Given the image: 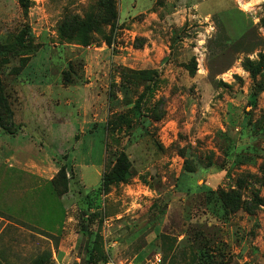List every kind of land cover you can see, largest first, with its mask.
Masks as SVG:
<instances>
[{
    "label": "rangeland",
    "instance_id": "1",
    "mask_svg": "<svg viewBox=\"0 0 264 264\" xmlns=\"http://www.w3.org/2000/svg\"><path fill=\"white\" fill-rule=\"evenodd\" d=\"M98 2L0 0V95L16 120L46 121L13 143L33 137L59 168L48 175L57 192L69 191L47 180L14 201L12 162H0V264H128L158 252L165 264H264V70L245 66L264 55V0H158L156 15L124 19L153 0H114L117 19ZM90 14L95 26L73 28ZM158 33L172 45L153 43ZM80 114L112 115L109 144L102 127L76 136ZM124 149L130 174L105 193L102 175ZM13 206L24 217L7 215Z\"/></svg>",
    "mask_w": 264,
    "mask_h": 264
},
{
    "label": "crops",
    "instance_id": "2",
    "mask_svg": "<svg viewBox=\"0 0 264 264\" xmlns=\"http://www.w3.org/2000/svg\"><path fill=\"white\" fill-rule=\"evenodd\" d=\"M156 3H159L158 0H153V4L149 7H145L142 8L138 13L135 14H130L129 11L128 13H126V15L123 17L126 18L128 16L131 15V17H134L140 13H147L148 10H152V14L156 15L157 13H155V10L153 8V5H155ZM67 6L73 5V3H65ZM160 4V3H159ZM162 7V6H161ZM158 8V7H156ZM120 11V9H119ZM201 13V12H200ZM121 17V15H120ZM122 18V17H121ZM157 30L162 29V28H167L165 26V24H158L157 23ZM184 25H181L180 27H182ZM172 31H175V27L173 29H171ZM172 35V32H171ZM158 37L156 39H154L152 42L156 43L157 45H164L166 48H168V45H172L173 40L171 39L170 41V37L166 36V41L167 44H165V40L162 39V35H160L158 33L157 35ZM173 37V36H171ZM147 40H144V44L142 47L139 48H135V54L138 55L136 58L139 61H147V57H142V52H145V48H148L147 46ZM161 42V43H160ZM105 48L101 47L100 50H104ZM94 52H92V50H90L89 54L92 55ZM139 53H141L142 55H140ZM165 53V52H164ZM167 55L166 53L164 55H160L159 58L157 60L163 61L164 58H166ZM111 60V59H110ZM94 77V76H91ZM98 79V77L90 82V84H94V82ZM30 91H32V89H30ZM110 101V99H109ZM35 102L38 103V101H36L35 98ZM110 107V106H109ZM110 108H108L109 110ZM81 115V114H80ZM16 116V111L14 113V125H13V129L10 131L4 127H2L0 125V162L6 161V162H12L10 165V167H8L6 169V173H3L4 176L7 177V181L9 180L12 183L11 188L9 189V195L11 196L12 200H17L21 197V193H22V188L23 187H27L29 190H34V191H38L41 189V187H43V185L45 184V182L47 180L52 181V178L54 177L53 175H49L50 172H52L54 170V172L58 171V167L54 164L55 168H53L52 166L48 167V164L51 165V163L55 160L53 159V161H50L49 163H47V155L46 152L43 149L40 148V146L38 145L37 150L36 146H35V139L32 137L31 135V142L34 143H30L32 144L31 146H23V145H15L13 143V140L17 139L20 136L25 135L27 137V129L29 124L36 122L38 123V125H41V123L45 124V120H43V122L41 120H36V119H32V120H28V121H23L22 119L16 120L15 118ZM109 116V114H108ZM102 117V118H95L92 117L90 119H88L86 116L82 117L81 115V129L79 131V133L76 134L77 137L86 134L87 132H92L95 133L96 131H98L97 129L99 127H102L105 131V135H106V140L108 138V130H107V122H108V118L109 117ZM62 121V117L58 120H56V122H60ZM31 150V154L30 155H26L25 157L21 155L22 152L24 151H30ZM35 154V155H34ZM75 167V166H74ZM74 170H76L77 174L78 170L76 169V167L74 168ZM0 175V177L2 178V180H5L6 178ZM80 176V175H79ZM3 177L5 179H3ZM81 183L84 185L83 183V179L80 177ZM43 184V185H42ZM84 187H86L84 185ZM72 207V206H71ZM11 208H16L15 206L11 207ZM68 206L66 207V215L68 214ZM14 213H10V211L7 213V215H11V217L16 218L15 216H23L25 215V213H20V211L16 208V210H13ZM67 218V217H66ZM20 221H24L21 218H18ZM67 220V219H66ZM65 220V223H66Z\"/></svg>",
    "mask_w": 264,
    "mask_h": 264
},
{
    "label": "trees",
    "instance_id": "3",
    "mask_svg": "<svg viewBox=\"0 0 264 264\" xmlns=\"http://www.w3.org/2000/svg\"><path fill=\"white\" fill-rule=\"evenodd\" d=\"M98 5L104 7L106 11H110L113 19L114 18L117 19V17H119V10L117 12H115L114 0H99ZM96 18L97 17L95 14H90L89 16H87L84 19L70 18V20H72L71 22H73L75 24L73 26V28L75 30H79L81 28H85V27L91 28V27L95 26L94 23H96ZM68 20H69V18H68ZM64 22H67V19ZM64 24L65 23H63V25ZM63 25H62V29H64ZM114 26L115 25H113V27H112V31L114 29ZM23 37H24V33H22L18 36V42L19 43H22ZM140 42L141 43H138V45H136L137 48L143 46L144 40H141ZM164 60H166V58H164ZM245 66L252 73H256V72H260V71L264 70V55H261V58H260L258 63L254 64L251 61H247L245 63ZM148 70L149 69H142L141 71L136 72L135 79L139 78L140 75L146 76V73H147L146 71H148ZM195 72L196 71H194L193 73L195 74ZM152 73L157 75V70H152ZM152 91H153L152 86L150 84H146L142 90L141 97L145 93H151ZM256 96H257V93H253L251 95V99H250L251 104L256 103ZM141 97L138 99L140 100ZM135 105H136V103H135ZM137 105H138V102H137ZM0 107L4 110L5 113H7L6 119L0 117V125L11 131L13 129V125H14V110L11 108V104H8L7 99L2 95H0ZM134 112H135V117H136L135 121H136L137 119H140V116L142 114H141V111L138 109L135 110ZM142 123H143V121H142ZM112 125H113V118H112V115H110L108 118V122H107L108 138L106 140V144H109V142L112 139V130H111ZM132 167H133V162L130 160L129 154H127L125 149L122 150V152H120L119 155L117 156V158L115 159V163H114L113 167L110 168L109 171H104L102 178H101V184H100L101 189L105 193H107V191L110 189V187L112 185L120 183V182H125L127 180L128 175L130 174ZM57 179L56 180L52 179V183L54 185V190L60 196L67 194L69 191H65L64 193H60V194L57 192L56 187H55L56 186L55 184L58 181ZM88 222H90L89 217H88ZM82 224L85 225V227H86V220H84ZM94 243H96V242L94 241ZM90 256H92V258H93V254H90ZM39 264H43V262H39Z\"/></svg>",
    "mask_w": 264,
    "mask_h": 264
},
{
    "label": "built area",
    "instance_id": "4",
    "mask_svg": "<svg viewBox=\"0 0 264 264\" xmlns=\"http://www.w3.org/2000/svg\"><path fill=\"white\" fill-rule=\"evenodd\" d=\"M108 264H126V263L110 259L108 261ZM128 264H165V260H164L163 255L160 252H158V253H155L151 258L147 259L146 261H143L141 263L129 262Z\"/></svg>",
    "mask_w": 264,
    "mask_h": 264
},
{
    "label": "bare ground",
    "instance_id": "5",
    "mask_svg": "<svg viewBox=\"0 0 264 264\" xmlns=\"http://www.w3.org/2000/svg\"><path fill=\"white\" fill-rule=\"evenodd\" d=\"M245 7H248V5H245Z\"/></svg>",
    "mask_w": 264,
    "mask_h": 264
}]
</instances>
